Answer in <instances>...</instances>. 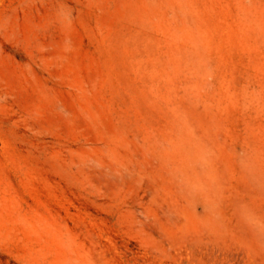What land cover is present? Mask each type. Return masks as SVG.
I'll use <instances>...</instances> for the list:
<instances>
[{
  "label": "rangeland",
  "instance_id": "obj_1",
  "mask_svg": "<svg viewBox=\"0 0 264 264\" xmlns=\"http://www.w3.org/2000/svg\"><path fill=\"white\" fill-rule=\"evenodd\" d=\"M0 264H264V0H0Z\"/></svg>",
  "mask_w": 264,
  "mask_h": 264
}]
</instances>
